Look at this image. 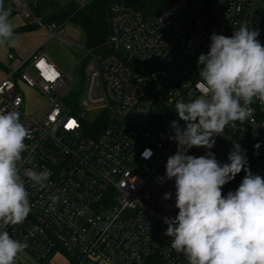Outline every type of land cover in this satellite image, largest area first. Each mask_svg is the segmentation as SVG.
Wrapping results in <instances>:
<instances>
[{"label":"built area","instance_id":"1","mask_svg":"<svg viewBox=\"0 0 264 264\" xmlns=\"http://www.w3.org/2000/svg\"><path fill=\"white\" fill-rule=\"evenodd\" d=\"M10 2L14 13L31 19L28 25L45 29L50 38H63L64 24L35 17L34 3ZM110 9L103 45L107 53L91 62L81 98L71 99L74 93L46 54L36 52L27 60L8 55L18 66L0 82V110L19 112L30 130L18 162L21 174L26 168L48 170L51 186L34 187L24 178L32 210L23 223L6 230L26 241L25 251L42 264L55 259L69 264H188L164 235L163 217L178 212L174 181L161 182L168 157L177 151L169 139L170 124L178 119L175 102L202 93L197 58L208 52L213 32L231 36L247 21L264 44V0H174L149 16L124 3ZM19 79L48 98L44 112L26 114ZM251 107L252 118L226 127L211 151L224 163L233 142L239 143L251 171L264 177V105L256 100ZM92 108L100 109L95 121L86 111ZM71 122L74 126L68 127ZM145 149L152 152L147 159ZM206 151L194 147L188 154ZM243 177L242 171L223 194L236 190ZM169 191L172 199L164 200ZM53 196L59 200L50 211ZM15 264H23L18 256Z\"/></svg>","mask_w":264,"mask_h":264},{"label":"clouds","instance_id":"2","mask_svg":"<svg viewBox=\"0 0 264 264\" xmlns=\"http://www.w3.org/2000/svg\"><path fill=\"white\" fill-rule=\"evenodd\" d=\"M10 17L11 9L0 0V45L14 38ZM258 36L259 30L250 29L247 21L231 36L213 32L208 52L197 58L202 93L175 102L178 119L170 124L169 139L176 142L177 151L168 157L161 182L174 181L178 212L163 217L164 235L172 238L171 248L183 253L188 264H264V177L251 171L239 143L233 142L224 163L211 151L226 127L252 118L254 101L264 105V44ZM26 139L30 130L20 113L0 110V264H15L28 247L6 230L23 223L32 210L24 178L34 187L51 186L48 170L26 168L21 174L18 162ZM194 147L207 151L188 154ZM151 155V149L142 153L146 159ZM242 171L239 186L224 195V186ZM172 195L165 192L163 199ZM51 199L49 210L55 211L59 196Z\"/></svg>","mask_w":264,"mask_h":264},{"label":"rangeland","instance_id":"3","mask_svg":"<svg viewBox=\"0 0 264 264\" xmlns=\"http://www.w3.org/2000/svg\"><path fill=\"white\" fill-rule=\"evenodd\" d=\"M56 4L60 6L66 5L68 0H52ZM82 4H86L91 0H78ZM13 4L10 2L7 6H11V19L14 18L16 13H13L12 6ZM20 20V21H18ZM27 24L30 22V18H21L14 20L15 22H21ZM64 36L63 38L60 37H53L51 39V46L50 44L45 46L42 50V54H51L53 56H59V59L64 63L70 65L71 73L63 74V80L66 86L69 88V91H72L74 95H80L78 98H81L84 93L85 81L88 70L91 65V62L95 59V56L102 54L103 48L101 50H96L95 52L93 49L87 48V32L86 30L74 21H68L64 24ZM56 42H58L56 44ZM7 44H3L4 47L0 46V62L2 64L5 63L7 58L8 64L9 59L7 56L8 49L6 48ZM50 46V47H49ZM56 46V48H54ZM53 49V50H52ZM94 51V52H93ZM99 53V54H98ZM107 52H104L106 54ZM4 69L1 67L0 64V73ZM59 70V69H58ZM60 71V70H59ZM61 72V71H60ZM30 74L34 79H36V75L33 71H30ZM17 88L20 93H22L25 97V112L30 116H34L38 112H44L48 105L49 100L47 97L42 96L37 89H32L28 87L22 80L17 81ZM99 110L97 108L86 109L89 112V119L91 121H95L97 115L99 114ZM19 260L23 264H42L39 263L36 259H34L27 251H22L18 255ZM50 264H69L65 259H55L50 262Z\"/></svg>","mask_w":264,"mask_h":264},{"label":"trees","instance_id":"4","mask_svg":"<svg viewBox=\"0 0 264 264\" xmlns=\"http://www.w3.org/2000/svg\"><path fill=\"white\" fill-rule=\"evenodd\" d=\"M174 0H91L82 4L78 0H68L66 5L60 6L52 0H37L33 7L35 17L43 18L46 23L63 25L68 21H74L81 25L87 32V48L101 50L107 40L110 31V8L118 3H124L149 16L161 12ZM6 8L10 0H4ZM11 9V8H10ZM38 28L27 25L14 30V36ZM7 44V43H6ZM106 52V50H103ZM85 81V79H84ZM80 95H74L72 100ZM151 264V263H150Z\"/></svg>","mask_w":264,"mask_h":264},{"label":"crops","instance_id":"5","mask_svg":"<svg viewBox=\"0 0 264 264\" xmlns=\"http://www.w3.org/2000/svg\"><path fill=\"white\" fill-rule=\"evenodd\" d=\"M28 1L34 4H36L37 2V0H28ZM15 15L16 16L14 18L12 19L10 18L14 26V30L18 28L26 27L28 25V23L27 24L22 23V20L21 22H15L14 20L16 19H21V18L26 19L25 17L20 16L19 14H15ZM51 39L53 38L49 37L48 32L45 29L39 28V27L36 28L35 30H30V31L19 33L14 36V38L12 39L10 43H7L6 45V48L8 49L7 56L9 55V53H14L17 58L21 60L22 59L27 60L36 52L42 53V50L45 48V46H47V44L48 45L50 44L51 46L52 45L50 42ZM57 43L58 42H56V44ZM0 46L4 47L3 45H0ZM54 48H56V46ZM46 55L56 65V67L61 71L62 76L63 74L71 73L70 65L61 61L59 59V56L58 57L53 56L50 53L49 54L47 53ZM7 62H8L7 58L4 64L0 62L1 67L4 69V71L1 70L2 72L0 73V82L3 81L10 74L11 69L16 68V66H18L17 62H12V63L9 62V64Z\"/></svg>","mask_w":264,"mask_h":264},{"label":"snow or ice","instance_id":"6","mask_svg":"<svg viewBox=\"0 0 264 264\" xmlns=\"http://www.w3.org/2000/svg\"><path fill=\"white\" fill-rule=\"evenodd\" d=\"M54 76H55V73H52V74H50V75L48 76V78H49V79H53ZM67 126H68V127H73V126H74V122L69 123Z\"/></svg>","mask_w":264,"mask_h":264}]
</instances>
